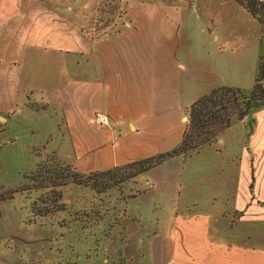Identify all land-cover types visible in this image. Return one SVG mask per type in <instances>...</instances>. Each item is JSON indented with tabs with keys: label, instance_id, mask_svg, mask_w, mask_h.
Returning a JSON list of instances; mask_svg holds the SVG:
<instances>
[{
	"label": "crops",
	"instance_id": "1",
	"mask_svg": "<svg viewBox=\"0 0 264 264\" xmlns=\"http://www.w3.org/2000/svg\"><path fill=\"white\" fill-rule=\"evenodd\" d=\"M66 3L0 0V132L17 114L51 112L70 142L66 159L52 152L82 173L177 147L187 107L218 87L254 84L253 65L182 61L190 39L164 15H128L97 34ZM13 131L9 143L21 144ZM217 142L135 179L144 183L134 200L150 197L154 214L124 209L106 241L137 247L113 264H264V242H249L264 238V108Z\"/></svg>",
	"mask_w": 264,
	"mask_h": 264
},
{
	"label": "rangeland",
	"instance_id": "2",
	"mask_svg": "<svg viewBox=\"0 0 264 264\" xmlns=\"http://www.w3.org/2000/svg\"><path fill=\"white\" fill-rule=\"evenodd\" d=\"M64 1L77 7L88 31L97 34L119 29L128 15H164L185 33L187 41L190 39L187 50L179 55L182 61L193 65L200 56L209 65H253L258 73L264 31L235 0ZM253 86L240 89L249 93ZM56 119L51 112H25L12 116L0 132V264H113L116 255L126 259L137 245L120 247V253L116 251L119 243L106 239L121 222L124 209L133 218L139 205L144 215L154 214L150 197L134 200L144 178L139 184L134 179L109 184L99 192L71 179L55 180L61 183L59 187L52 183L44 187V173L31 180L38 164L54 149L62 160L67 158L70 142L67 134L58 130ZM14 129L22 131L21 144L9 143L7 132L13 135ZM59 193L65 210L47 215L36 211L34 203L53 204ZM249 242L260 244L264 238Z\"/></svg>",
	"mask_w": 264,
	"mask_h": 264
},
{
	"label": "trees",
	"instance_id": "3",
	"mask_svg": "<svg viewBox=\"0 0 264 264\" xmlns=\"http://www.w3.org/2000/svg\"><path fill=\"white\" fill-rule=\"evenodd\" d=\"M235 1L259 21L264 31V0ZM31 107L35 108L33 105ZM261 108H264V53L260 56L259 69L251 92L245 93L235 86H221L201 96L186 108L189 119L185 123L182 142L177 147L151 157L132 161L123 166L90 173L78 171L75 166L64 163L53 152L46 161L41 160L36 171L29 178L32 180L44 173V187H48L51 183L59 187L61 183L56 184L55 180L71 179L76 185L99 192L100 187L107 188L109 184L115 185L116 183L135 180L139 175L172 158L192 156L206 145L217 142L234 121L249 118ZM56 169L59 170L56 171ZM251 188L254 192L253 184ZM62 198L63 195L59 193L54 198L53 204L48 203L49 205H46L44 203V205H40L34 203L33 205L37 212L47 215L50 212L65 210L66 207ZM262 204L264 206V203Z\"/></svg>",
	"mask_w": 264,
	"mask_h": 264
},
{
	"label": "built area",
	"instance_id": "4",
	"mask_svg": "<svg viewBox=\"0 0 264 264\" xmlns=\"http://www.w3.org/2000/svg\"><path fill=\"white\" fill-rule=\"evenodd\" d=\"M101 120H102V122H104V123H107V122H108V118H107L106 115H102Z\"/></svg>",
	"mask_w": 264,
	"mask_h": 264
}]
</instances>
